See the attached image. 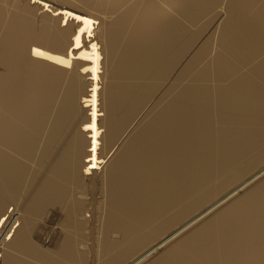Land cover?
I'll list each match as a JSON object with an SVG mask.
<instances>
[{
	"label": "bare ground",
	"instance_id": "bare-ground-1",
	"mask_svg": "<svg viewBox=\"0 0 264 264\" xmlns=\"http://www.w3.org/2000/svg\"><path fill=\"white\" fill-rule=\"evenodd\" d=\"M0 264H264V0H0Z\"/></svg>",
	"mask_w": 264,
	"mask_h": 264
},
{
	"label": "rangeland",
	"instance_id": "rangeland-1",
	"mask_svg": "<svg viewBox=\"0 0 264 264\" xmlns=\"http://www.w3.org/2000/svg\"><path fill=\"white\" fill-rule=\"evenodd\" d=\"M87 20H88L87 22L90 23V21H89L90 19H87ZM92 96H93V95H91L90 98H88V99H90L89 101H88V99H87V103H89V105L91 106V109H89V110L92 111V112H94V113H92L93 115L91 114V117L93 116V117H92L93 119L91 118V120H92L91 123H92V125H93L92 129H93V128H94V129H93V130L91 129V132H92L93 134L90 133V135H92L91 138L93 139V140H92V141H93V142H92V145H93L92 148H93V150H94V148H95V146H96V141H95V140H96V132H97V131L95 130L96 127H94V123H95V120H96L97 116H96V107H95V105L92 106L93 104H95V102H94V101H95L94 96H93V98H92V100H91V97H92ZM91 101H93L94 103H92ZM91 104H92V105H91ZM90 106H89V108H90ZM93 107H94V108H93ZM94 109H95V111H94ZM90 113H91V112H90ZM94 116H95L96 118H95ZM94 119H95V120H94ZM93 121H94V122H93ZM94 131H95V132H94ZM94 136H95V137H94ZM93 137H94L95 139H94ZM94 145H95V146H94Z\"/></svg>",
	"mask_w": 264,
	"mask_h": 264
},
{
	"label": "snow or ice",
	"instance_id": "snow-or-ice-1",
	"mask_svg": "<svg viewBox=\"0 0 264 264\" xmlns=\"http://www.w3.org/2000/svg\"><path fill=\"white\" fill-rule=\"evenodd\" d=\"M76 39H77V41H79L80 37H79V36H77V37H76Z\"/></svg>",
	"mask_w": 264,
	"mask_h": 264
}]
</instances>
